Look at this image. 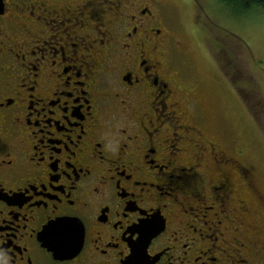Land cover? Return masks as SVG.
I'll return each mask as SVG.
<instances>
[{"label":"flooded vegetation","instance_id":"flooded-vegetation-1","mask_svg":"<svg viewBox=\"0 0 264 264\" xmlns=\"http://www.w3.org/2000/svg\"><path fill=\"white\" fill-rule=\"evenodd\" d=\"M0 8V264H264V193L169 0Z\"/></svg>","mask_w":264,"mask_h":264},{"label":"rangeland","instance_id":"rangeland-1","mask_svg":"<svg viewBox=\"0 0 264 264\" xmlns=\"http://www.w3.org/2000/svg\"><path fill=\"white\" fill-rule=\"evenodd\" d=\"M169 2L173 34L184 46V58L194 75L190 86L205 99L214 133L228 148L242 153L264 193V125L255 122L240 93L246 87L240 79H249L264 104V13L238 16L218 0ZM223 53L233 56L235 72L231 65L224 66H229L225 67L229 77H240L236 85L219 68L217 58Z\"/></svg>","mask_w":264,"mask_h":264},{"label":"trees","instance_id":"trees-1","mask_svg":"<svg viewBox=\"0 0 264 264\" xmlns=\"http://www.w3.org/2000/svg\"><path fill=\"white\" fill-rule=\"evenodd\" d=\"M218 2L224 8H226L231 14H236L238 16L246 15L251 12L254 13L257 11L264 13V0H218ZM218 61L220 67H222L223 70L225 69V67H229L231 65L233 67V72H235L234 59L231 54H227L226 57H221V58L219 55ZM226 64H228L229 66H224ZM225 71L227 72V74L229 73L227 70ZM230 78L232 82H234L233 83L234 85H236L235 81L240 79V77L237 75L236 76L231 75ZM240 80L242 81L243 84L246 85L245 89L240 88V93L242 94V101L245 102L255 122L262 128L264 122H260V121H261V115L264 114V104L258 98L259 96L257 94L255 86L253 85V82L249 81V79L248 80L240 79Z\"/></svg>","mask_w":264,"mask_h":264},{"label":"water","instance_id":"water-1","mask_svg":"<svg viewBox=\"0 0 264 264\" xmlns=\"http://www.w3.org/2000/svg\"><path fill=\"white\" fill-rule=\"evenodd\" d=\"M0 10H1V8H0Z\"/></svg>","mask_w":264,"mask_h":264}]
</instances>
